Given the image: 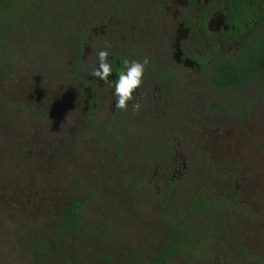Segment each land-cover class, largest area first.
Returning a JSON list of instances; mask_svg holds the SVG:
<instances>
[{"label":"rangeland","instance_id":"1","mask_svg":"<svg viewBox=\"0 0 264 264\" xmlns=\"http://www.w3.org/2000/svg\"><path fill=\"white\" fill-rule=\"evenodd\" d=\"M43 6L18 16L0 52L9 62L0 69V264H134V252L157 251L170 233L165 221L191 189L249 207H229L225 225L206 214L193 221L216 239L209 257L184 264H264L256 260L264 254L263 84L213 87L193 63L207 48L193 32L184 39V79L161 86L148 67L176 59L174 38L110 35L105 20L85 38L76 79L68 43L76 19L63 21L67 33L58 35L56 4ZM198 6H184L185 27ZM222 11L223 2L213 10L211 38L234 57L238 42L212 32ZM113 44L125 60H149L127 110L115 106V75L105 82L92 74L94 53ZM76 187L91 196L82 236L60 240V216Z\"/></svg>","mask_w":264,"mask_h":264},{"label":"flooded vegetation","instance_id":"2","mask_svg":"<svg viewBox=\"0 0 264 264\" xmlns=\"http://www.w3.org/2000/svg\"><path fill=\"white\" fill-rule=\"evenodd\" d=\"M24 2L27 0H23ZM30 1V0H28ZM34 5L28 7V11L25 13H31L36 11L37 13L41 12L44 8V4L53 2L54 9L53 18H58V35L63 34L61 32H66V27L64 28L63 21L74 20L71 24V28L69 30L70 42L71 45V57L76 53L77 43L81 41V54L80 59L73 68L74 77L76 79H80L76 70H79L80 64L82 61L83 50L85 48V44H87L85 38L86 36L89 38L90 34L94 31L93 26L95 23L100 22L99 26L101 29H104L103 20H105L110 28L108 30V34H117L119 36H167L170 35L174 39L173 43V51H176V59H167L160 61L159 68L151 69L149 66L148 69L153 71V79L156 80L157 83L162 85H168L169 81L172 79H184V64L187 65L188 59L184 62V50L186 47L184 46V39L193 33L198 32V34L203 37L207 43V48L204 50H199L197 53L202 55L203 60H196L193 62L198 69H201L208 74V79L210 78V72L212 66L215 64V58H236L243 50V44L240 40L237 39L236 34H233V27H229L228 21L232 14L231 11L234 9V1L235 0H31ZM257 3L262 4L264 8V0H257ZM223 2L224 11H222V18L220 19V25H217L212 32H219L222 36L227 39H232L238 42L237 54L234 57L224 56L218 49V45L211 38V27L212 24V13L215 8L218 7L219 4ZM251 4V8L249 9V14L253 15V18L258 19V15L262 13L260 11V5L255 3L253 5L252 0L249 1ZM196 5L199 8L194 12V21L192 23H187L185 27L184 23V6L194 7ZM257 4V5H256ZM77 6V7H76ZM172 6L175 8V14L172 11ZM86 7L85 12L83 11ZM79 9V10H77ZM232 9V10H231ZM31 11V12H30ZM74 11V12H73ZM77 11L81 12V16L77 14ZM23 13V14H25ZM58 13V14H56ZM21 14V15H23ZM56 14V15H55ZM19 14V17L21 16ZM18 19V17H17ZM16 19V20H17ZM114 21V22H112ZM251 25L253 30H251V25H245V33L246 38L252 36V32L264 31V23L260 21H251ZM16 23V21H15ZM14 23V24H15ZM78 23V24H77ZM114 23V24H113ZM98 26V25H97ZM114 26V27H113ZM175 27L177 28L175 30ZM206 29V31L203 30ZM76 29V30H75ZM66 30V31H65ZM75 30V33L73 32ZM92 31V32H91ZM67 33V32H66ZM89 35V36H88ZM72 36H75L73 39ZM239 36V35H238ZM125 42H128L127 39ZM123 42V43H125ZM129 43V42H128ZM180 43H182V47H180ZM131 48L134 47L133 43H130ZM113 51L109 52L108 61H112V70L115 75L114 83L119 78V73L124 69V60L126 57L122 54V52L117 51V44H113ZM201 52V53H200ZM190 54V53H189ZM191 55V54H190ZM94 59L97 61V55L94 53ZM72 62V60H71ZM73 64V63H72ZM114 64V65H113ZM193 65V64H192ZM98 79V78H97ZM108 79H112V77H108ZM107 82H110L108 80ZM94 92V89L90 87L88 91L89 96L91 92ZM210 190V189H209ZM234 190V188H233ZM214 193V192H212ZM215 196L224 197V195H218L216 192ZM233 198V197H232ZM224 208L219 211L215 215L214 219H220L221 225H225L222 221L224 220V216H228L229 207L234 208L235 205L231 203L228 198L224 197ZM248 205L238 204L235 208L239 209V211H243L248 208ZM209 226V224H208ZM216 239V235L212 240L213 246L214 241ZM258 262H264V254L258 255L256 257Z\"/></svg>","mask_w":264,"mask_h":264},{"label":"trees","instance_id":"3","mask_svg":"<svg viewBox=\"0 0 264 264\" xmlns=\"http://www.w3.org/2000/svg\"><path fill=\"white\" fill-rule=\"evenodd\" d=\"M249 1L235 0L234 9L228 21L229 27H233L230 32L236 34L237 39L243 44L242 52L236 58H215V64L211 68L208 80L213 87L221 91H239L254 82L264 86V31H253L252 36L248 38L245 33V25H251L252 20L264 23V8L262 4L257 3V0H252L253 5L259 4L260 11H262L258 19H255L248 12L252 7ZM33 5L31 0L25 2L23 0H0V52L3 51L2 45L19 14L25 13L28 7ZM250 27L253 30L252 25ZM203 30L206 31L205 28ZM205 33L207 34V31ZM80 54L81 41L77 43L76 53L71 57L74 67L80 59ZM8 63L3 57L0 58V69L3 70ZM82 192L79 187L75 188L69 204L60 216L56 235L60 240L82 236L81 218L85 205L91 198ZM189 193L188 201H185L182 207L176 208L174 215L165 221L170 233L162 240L157 251L149 256L142 249L134 252V264H184V262L193 263L209 257L214 235L209 233L208 227V230L203 232L197 230L192 222H198L202 214L215 218V215L224 208L223 200L225 199L215 196L209 189L201 192H194L191 189ZM209 226L211 227L210 223ZM105 236H107L106 232L103 238Z\"/></svg>","mask_w":264,"mask_h":264},{"label":"clouds","instance_id":"4","mask_svg":"<svg viewBox=\"0 0 264 264\" xmlns=\"http://www.w3.org/2000/svg\"><path fill=\"white\" fill-rule=\"evenodd\" d=\"M109 52L99 51L97 54V68L92 73L96 78L108 81V77L113 73L112 65L108 61ZM149 63L147 57L142 61L124 60V69L120 71L119 78L115 83L114 94L116 96V107L121 110H127L128 102L134 99L133 93L143 82L145 66ZM133 111H139L141 105L139 102L132 105Z\"/></svg>","mask_w":264,"mask_h":264}]
</instances>
